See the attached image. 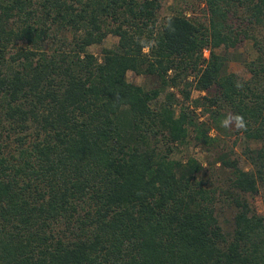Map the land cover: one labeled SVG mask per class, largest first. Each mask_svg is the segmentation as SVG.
<instances>
[{
    "label": "trees",
    "instance_id": "obj_1",
    "mask_svg": "<svg viewBox=\"0 0 264 264\" xmlns=\"http://www.w3.org/2000/svg\"><path fill=\"white\" fill-rule=\"evenodd\" d=\"M202 2L204 19L158 20L159 0H0V264H264V213L246 196L264 201V0ZM239 9L243 29L231 23ZM108 33L112 46L87 50ZM240 35L257 51L246 79L227 70ZM179 84L183 100L215 91L194 108L169 93L151 104ZM222 108L256 144L243 147L248 168L216 152L215 187L196 157L171 151L188 137L221 147L209 130Z\"/></svg>",
    "mask_w": 264,
    "mask_h": 264
},
{
    "label": "rangeland",
    "instance_id": "obj_2",
    "mask_svg": "<svg viewBox=\"0 0 264 264\" xmlns=\"http://www.w3.org/2000/svg\"><path fill=\"white\" fill-rule=\"evenodd\" d=\"M159 2L160 6L157 10L158 20H161L164 15L170 14L173 10L182 11L186 15L192 17L198 16L201 19H204L206 15L202 0H159ZM242 12L243 11L239 9L236 16L232 18L231 23L236 29H238L239 27L243 29V23L239 19V17H242ZM256 30L258 32V29ZM263 30L264 28H262L260 32ZM241 35L239 37L240 40L234 46H229L226 48V52L229 57L227 61V70L234 72L238 77L246 79L250 75V73L246 69L243 61L253 59L256 56L257 51L252 46L251 39L245 37L244 35ZM116 40L117 37L115 35L108 33L101 40V42L89 44L87 46V50L94 55L99 56L101 47L112 46L116 42ZM223 49L224 48H222V46L216 48V50L218 51ZM203 53L206 54L207 50L204 49ZM125 77L130 82L137 84L140 83L145 86H149L155 81V79L150 76L146 77L142 74H136L132 70H127L125 73ZM190 78L191 75L188 74V79ZM180 85L181 84H179L178 87L172 85L165 86L155 98V101H151V104L153 106H156L160 101L166 99V97L168 96L166 94L169 93V97H172L171 99L173 100V106L176 107V109L180 103L187 104L189 107L194 108L195 99H198V97L203 93L212 94L215 91V86L213 85L207 90H197L192 88L190 91V99L193 100H183L178 89L180 88ZM194 110L197 113L199 119H203L210 125H213L210 115L207 116V112L201 113L199 108H195ZM222 110L223 114H221V120H223L226 115L231 113L229 110H225V108H222ZM209 132L211 135L218 136V139L222 143L221 147L217 142L213 143L209 147H206L199 143H195L192 138L188 137L184 143L175 144L174 147H172L171 156L185 158L187 155H192L196 157L202 164L201 170L198 172L197 177L204 182H209L207 183V185H210V182L212 181L213 185L217 187L224 184L225 171H223L218 161H214L216 152L222 149L230 148V155L237 157L238 164L243 168H248L250 167V164L244 157L243 147L245 145V142L250 146H254L256 143L252 141H244L243 137L240 135L239 130L235 129L234 127L229 129H225L222 127L221 130H218L212 126ZM246 196L251 205L258 213H264V201L261 190L255 194H247ZM217 203L216 205H218ZM217 211L219 222L223 224L224 227H227V224L229 223L227 221L230 218L232 211L221 201H219V208Z\"/></svg>",
    "mask_w": 264,
    "mask_h": 264
},
{
    "label": "clouds",
    "instance_id": "obj_3",
    "mask_svg": "<svg viewBox=\"0 0 264 264\" xmlns=\"http://www.w3.org/2000/svg\"><path fill=\"white\" fill-rule=\"evenodd\" d=\"M237 87H242L241 84H237ZM220 126L229 129L234 127L237 130H247V121L241 114H231L229 113L220 121Z\"/></svg>",
    "mask_w": 264,
    "mask_h": 264
},
{
    "label": "built area",
    "instance_id": "obj_4",
    "mask_svg": "<svg viewBox=\"0 0 264 264\" xmlns=\"http://www.w3.org/2000/svg\"><path fill=\"white\" fill-rule=\"evenodd\" d=\"M205 54V53H204Z\"/></svg>",
    "mask_w": 264,
    "mask_h": 264
}]
</instances>
